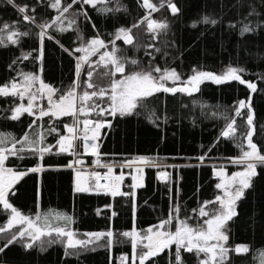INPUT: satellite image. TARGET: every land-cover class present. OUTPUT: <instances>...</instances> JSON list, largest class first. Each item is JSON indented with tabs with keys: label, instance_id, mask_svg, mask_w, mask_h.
<instances>
[{
	"label": "trees",
	"instance_id": "16d2710c",
	"mask_svg": "<svg viewBox=\"0 0 264 264\" xmlns=\"http://www.w3.org/2000/svg\"><path fill=\"white\" fill-rule=\"evenodd\" d=\"M150 1L159 8L152 16L166 22L168 27L154 39L147 25L140 24L132 28V45L125 44L122 39L116 40L117 55L126 61L125 74L162 66L161 69H175L185 80L194 74V70L222 75L231 66L244 69L243 79L256 83L257 91L253 93L237 81L221 84L205 81L199 86V91L191 95L159 92L148 97L130 115H108L106 119L110 121V126L102 130L98 140L100 162L119 166L135 157H149L174 165L165 168L169 174L167 181L158 178L161 167L146 166L143 187L135 189L134 197L112 196L96 190L75 192V169L67 167L75 159L72 153L56 154L54 149L51 154H45L43 161L27 151L22 154L23 159L10 156L5 162L6 167L23 171L42 163L45 169L40 173H29L14 185V194L9 195L14 207L30 216L36 214L38 204L41 213H65L72 217L70 227L78 237L109 230L114 235L111 245L107 239H102L88 245L87 249L73 250L72 255L65 254V246L61 242L45 244L43 248L37 242L30 249L24 246L26 241L17 242L0 252V264H121L120 258L126 256L129 259L133 252L131 238L124 237L122 233L133 228L145 232L150 226L167 219L173 204L180 206L181 219L191 217L189 222L194 226L202 222L193 209L218 195L215 185L219 178L214 174L217 163L241 155L237 140L221 137L226 123L235 117V108L241 99L247 101L251 97L255 126L253 141L264 153V0H172L179 9L175 15L166 4L159 7L161 0ZM51 2L15 0L16 5H28L30 9H35L34 13H28L36 18V24H31L22 20L21 14L8 0H0V27L17 22L16 30L29 33L20 36L16 44L5 40V44L0 45V86L13 79L21 80V72L33 73L57 89L54 98H58L71 87L75 79L76 57L79 56V53L69 55L60 45L74 50L96 36L110 45L117 29L130 28L148 11L141 6L140 0H111L108 7H119L120 11L100 13L84 5L90 17L87 19L82 14L73 17V13H79L81 9L80 4H75L65 14L69 19L76 20L75 25L66 32L48 30L54 39L45 38L41 60L38 58L40 29L37 25L50 22L57 15V11L48 6ZM68 3L71 0H62V4ZM205 17L216 23L203 22ZM67 23L65 20V25ZM244 24H248L253 31L241 35L240 29ZM29 52L32 55L28 60L18 59ZM131 60L138 63L133 65ZM87 70L85 65L78 92L84 90ZM97 71L100 75H94L93 82L98 88H108L111 78L103 75L105 69ZM114 78L119 79L120 74ZM20 102L18 97L0 96V133L20 139L25 132L41 131L45 134L44 144L55 145L59 135L67 133L64 125L74 122L71 116L58 119L44 117L30 130L34 116L25 113L19 120L10 119L12 109ZM97 102L101 107H107L109 103L107 97ZM41 105L47 107L46 96ZM242 112L241 116L235 117L240 134L247 131L248 110ZM84 118L82 114L79 117ZM87 118L99 120L103 116L94 112ZM53 127L58 133L49 134L48 129ZM77 145L76 153L85 161L84 165L94 164L97 157L85 154L79 146L81 143ZM202 156L203 161L199 159ZM239 167L233 164L225 166L228 173ZM117 171L125 176L122 191L131 193L133 169L122 167ZM256 172L251 178V186L237 201V215L227 224L229 246L247 245L249 251L239 255L233 252L226 264H261L260 254L264 252V166H257ZM7 219L8 215L0 206V225L5 224ZM53 222L63 224L62 221ZM174 225L175 222L173 228ZM10 236L11 233L0 234V248ZM174 251V247L171 253L166 250L154 258L152 264H169L170 260H174ZM182 256L184 264H195V258L189 253L182 252ZM125 264H131L130 259Z\"/></svg>",
	"mask_w": 264,
	"mask_h": 264
},
{
	"label": "snow or ice",
	"instance_id": "6c2138e0",
	"mask_svg": "<svg viewBox=\"0 0 264 264\" xmlns=\"http://www.w3.org/2000/svg\"><path fill=\"white\" fill-rule=\"evenodd\" d=\"M110 2L111 0H71V3L64 5L62 4V0H52L48 6L55 9L57 15L50 22L37 25L40 29L38 32L40 56L38 58L43 59L45 38L54 39L49 34V29L66 32L75 25L76 20L74 18L69 19L65 15L75 4H80L81 9L79 13H73V17L82 14L85 18L90 19L87 10L83 7L84 5H89L100 13L121 10L119 7L115 9L108 7ZM8 3L17 9L24 22L36 24L35 16L28 14L29 11L34 13V8L30 9L28 5H16L15 0H8ZM165 4L173 15L179 12V9L172 3V0H161L159 7L162 8ZM141 6L148 10L146 15L130 28L122 27L117 29L115 38L110 41L112 45L111 51L107 50L108 44L99 38V36L91 38L86 43H81L74 50H69L60 45L69 55H74L75 53H83L84 55L76 57L75 79L71 87L65 93L59 95L58 98H54L58 90L46 84L40 75L33 73L21 72L19 73L22 77L21 80L17 81L13 79L9 83L0 86V96L18 97L21 101V103L12 109L10 119L19 120L25 113L35 117L29 125L30 130L37 125V121L42 120L44 117L58 119L64 116H71L74 118L72 125H64L67 135L58 134L59 138L55 145H45V134L41 131H35L31 134L25 132L20 139H16L10 134L0 133V206H2L3 212L8 215L6 223L0 225V234L11 233L4 247L0 248V252H3L9 245L17 242L26 241L24 246L29 249L34 247L37 242H39L42 248L45 244L61 242L65 246V254L72 255L73 250L87 249L88 245L102 239H107L109 245H111L114 235L109 230L107 232L85 233L88 239H77V234L70 227L73 222L71 216L51 211L41 213L39 211V204L34 216L26 215L14 207L9 201L10 193L14 194V185L29 173H40L45 169L42 163L23 171L6 167L5 162L10 156L23 159L22 154L27 151L31 155H37L40 161H43L45 154H51L54 149L56 150V154L72 153L76 155V148L78 147L76 141H82V145L79 146H82L84 153H89L90 151L91 155L97 157L95 163L100 165V145L97 141L100 138V130L110 125L106 121L87 118L94 112L101 116L130 115L138 105H142L148 97H152L156 93L175 94L182 92L191 95L199 91L200 84L205 81H212L216 84L237 81L241 85H246L251 92L257 91L256 83L243 79L242 73L244 69L231 66L222 75L194 70L192 76L179 84L176 82L181 81V76L175 69H161L159 66L152 68L150 71H134L125 74L126 61L117 55L116 40L122 39L125 44L132 45V28H137L140 24L146 23L147 30L153 34L154 39L159 32L166 30L168 27L166 22H158L152 18V13L159 10L157 5L151 3L150 0H143ZM65 20L68 21L67 25H65ZM203 22L216 23L215 20L209 21L208 17H205ZM16 23H5L0 27V45H4L5 40L16 44L20 36L29 35L28 32L21 33L16 30ZM195 26L194 24L193 27ZM93 28H95L94 24ZM251 31L253 29L248 24H244L240 29V34L244 35ZM78 39H82V37H78ZM56 42L59 44V41ZM149 47H152V45H149ZM31 55L30 52L23 53L18 59L21 61L28 60ZM96 55L99 56L98 60H91V57ZM13 63H16V61ZM130 63L135 65L138 62L131 60ZM85 65L88 66V70L86 71V79L83 81L84 90L78 92L77 89L81 87L80 77L85 71ZM100 68L105 69L103 72L104 76L111 78L108 88H98L93 82V76L100 75L97 71ZM117 74H120L119 79L114 78ZM168 81H172L174 86H167L166 82ZM37 82L38 87H36ZM45 96L47 99L46 108L36 103L38 100L44 99ZM26 97L27 104H24L23 101ZM105 97L108 98L109 103L107 107H101L97 101L103 100ZM244 109L248 110L246 116L247 131L240 134L238 133L235 117L241 116ZM78 114H82L86 118L81 121L77 118ZM235 117L226 123L221 131V137L238 141L237 147L240 148L241 155L229 159L231 164L243 166L242 170L233 172L230 176L223 166L214 171V174L220 178V182L215 187L221 190L222 194L216 195L214 200L203 201L198 209H193V213L201 218V223L194 226L189 223L191 217L181 219L179 216L180 206L173 204L168 218L159 221L156 225L150 226L145 232H138L135 228L131 231L123 232L122 235L124 237L131 238L133 249L131 264H137V261L139 264H152L154 258L166 250L171 253L173 246H175V251L172 253L174 260H170L169 264H184L182 252L194 254L198 264H226L229 260V252L239 255L249 251L247 245H236L234 248L228 247L229 235L227 224L237 215V201L243 197L244 191L251 186V178L257 174V166H264V153L261 152L258 145L253 141L255 126L254 113L251 110V97L247 101L241 99L237 102ZM48 132L49 134L52 132L58 133V130L53 127L48 129ZM9 143L10 146H7ZM199 159L203 161L204 157L202 156ZM134 160L140 161L145 166H158L153 158L136 157ZM83 163L82 160L77 159L74 162H70L67 167L74 168L75 165H82ZM102 166L107 168V173H105L103 179L108 181V183L101 185V174L92 172L91 176L95 178L97 190L104 189L112 196L130 195L134 197L135 189L143 186L139 182L138 177L133 175L132 180L134 183L130 186L133 191L131 193L123 192L121 191V183L125 179L124 173L121 172L119 175H113L112 165ZM122 167H132V163H126ZM137 171H142V169L138 168ZM81 177L82 173L77 169L74 188V191L77 193L90 190L89 187L84 186L86 181L82 183ZM158 178L167 181L169 174L162 171L159 173ZM210 205H214L215 207H210ZM53 221H62L63 224L54 223ZM138 249L139 252L137 251ZM260 259L261 264H264V252L260 254ZM120 260L121 264H125L128 257L122 256Z\"/></svg>",
	"mask_w": 264,
	"mask_h": 264
},
{
	"label": "rangeland",
	"instance_id": "374dc122",
	"mask_svg": "<svg viewBox=\"0 0 264 264\" xmlns=\"http://www.w3.org/2000/svg\"><path fill=\"white\" fill-rule=\"evenodd\" d=\"M151 2V1H150ZM152 3V2H151ZM153 4H155V3H153ZM155 5H157V4H155ZM160 5V4H159ZM157 7H158V5H157ZM152 18L153 19H155V20H157L158 22H160V21H162V22H164L163 20H160V19H157V18H154V16H152ZM146 24V23H145ZM86 43V42H85ZM111 48H112V45L110 44H108V49L107 50H109V51H111ZM103 51V50H102ZM82 55H84L83 53H79V56H82ZM99 58V56L98 55H96V56H92L91 57V60H93L94 58ZM160 68L162 67V66H159ZM125 69H126V65H125ZM177 72V71H176ZM188 79V78H187ZM187 79H185V80H187ZM182 81H184L182 78H181V81L180 82H176L177 84H179V83H181ZM167 83V86H169V87H171V86H174V84H173V82L172 81H168V82H166ZM201 85V84H200ZM187 94V93H186ZM40 102V103H39ZM21 103V102H20ZM23 103L24 104H27V97L25 98V100L23 101ZM36 103H38V104H40L41 105V100H38ZM42 106V105H41ZM38 111V110H37ZM81 116V114H78V119H79V117ZM108 117V115H103V118L102 119H99L100 121H106L107 122V118ZM85 119V118H84ZM79 120H83V119H79ZM96 120V119H95ZM82 126V125H81ZM104 129V128H103ZM103 129H101L100 130V135H101V133H102V130ZM66 135H67V133H66ZM76 143H81V145H82V141L80 142V141H76ZM77 159H80L81 160V157L79 156V154H76L75 155V159H74V161H76ZM73 161V162H74ZM127 162V161H126ZM155 163H156V165H158L159 167H161L162 168V170L160 171V172H167L168 173V171L165 169V168H168V167H171V166H174L172 163H169V162H158V161H155ZM231 163H230V160L229 161H221V162H218L217 163V169H219L221 166H223L224 168H225V166H227V165H230ZM92 165H96L97 166V164L96 163H94V164H92ZM102 165H114V163L112 164V163H108V164H104V163H102V162H100V165H98V166H102ZM89 166V165H88ZM240 167L239 168H237V170L236 171H239V170H242V167L243 166H241V165H239ZM87 167V166H86ZM75 169V171L77 170L76 168H74ZM80 171H82L85 175V178H86V180H87V182H88V187L90 188V190L92 191V190H96V188H95V182H94V179H93V177L91 176V174L88 172V168H85V167H83L82 165H80V167L78 168ZM226 169V168H225ZM236 171H234V172H236ZM226 172H227V174L230 176L232 173H228V171H227V169H226ZM219 178V177H218ZM219 182H220V178H219ZM218 182V183H219ZM97 191V190H96ZM219 194H222V192H221V190H219V193H218V195ZM190 223V222H189ZM199 223H201V221L200 222H198V224ZM136 229V228H135ZM137 230V229H136ZM172 230L174 231V228L172 227ZM131 231V230H130ZM138 232H140L139 230H137ZM93 233H95V232H93ZM76 238L77 239H84V240H86V239H88V237L87 236H85V237H78L77 235H76ZM174 248H175V246H173ZM228 247H230L229 246V244H228ZM231 248V247H230ZM138 252H139V249L137 250ZM232 253L233 252H229V259H230V257H231V255H232ZM132 255H133V252H132ZM132 255H131V257L129 258L130 259V261H131V259H132ZM190 255H192L194 258H195V264H198V261H197V258L195 257V255L194 254H190ZM128 259V260H129ZM127 260V261H128ZM126 261V262H127ZM229 261V260H228ZM227 261V262H228ZM226 262V263H227ZM137 264H139V262L137 261Z\"/></svg>",
	"mask_w": 264,
	"mask_h": 264
},
{
	"label": "built area",
	"instance_id": "2783aa9c",
	"mask_svg": "<svg viewBox=\"0 0 264 264\" xmlns=\"http://www.w3.org/2000/svg\"><path fill=\"white\" fill-rule=\"evenodd\" d=\"M85 154H88V155H91V152L89 151V153H85ZM136 158V157H135ZM126 163H132V169H133V175L137 176L138 179H139V182H143L144 180V177H145V165L143 163H141L140 161L138 160H134V158L128 160L127 162H125L123 165H125ZM123 165H112L113 166V175H119L120 173H118L117 171V168H122ZM83 167L85 168H88V172L91 174L92 172H98L101 174V180H100V184L103 185V184H106L108 183V181H106L105 179H103L105 173H107V168L106 167H103V166H96V165H87V167L85 165L82 164ZM80 167V165H75L74 168L78 169ZM142 169V171H137V169ZM142 177V179H141ZM96 188V186H95ZM123 189V182L121 183V191ZM97 190V189H96ZM98 192H106V190L104 189H100V190H97Z\"/></svg>",
	"mask_w": 264,
	"mask_h": 264
},
{
	"label": "crops",
	"instance_id": "0c3cea01",
	"mask_svg": "<svg viewBox=\"0 0 264 264\" xmlns=\"http://www.w3.org/2000/svg\"><path fill=\"white\" fill-rule=\"evenodd\" d=\"M81 173H82V177H81V179H82V183H84L85 181H86V183H84V186H86V187H88V182H87V180H86V178H85V174L81 171ZM75 179H74V186H75V182H76V171H75V177H74Z\"/></svg>",
	"mask_w": 264,
	"mask_h": 264
},
{
	"label": "water",
	"instance_id": "95a60500",
	"mask_svg": "<svg viewBox=\"0 0 264 264\" xmlns=\"http://www.w3.org/2000/svg\"><path fill=\"white\" fill-rule=\"evenodd\" d=\"M142 3H143V0H140ZM144 9H146V8H144ZM107 122L110 124V121L109 120H107ZM106 127H108V126H106ZM105 127V128H106ZM100 137H101V135H100ZM98 142V141H97ZM83 162H85L84 160H83ZM84 164V163H83ZM141 184L143 185V182H141ZM143 187V186H142ZM138 188H140V187H138Z\"/></svg>",
	"mask_w": 264,
	"mask_h": 264
}]
</instances>
